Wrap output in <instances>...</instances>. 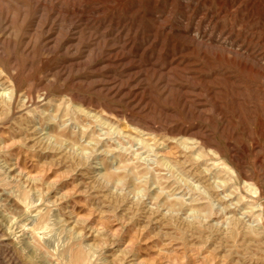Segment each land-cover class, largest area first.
<instances>
[{
    "label": "rangeland",
    "instance_id": "rangeland-1",
    "mask_svg": "<svg viewBox=\"0 0 264 264\" xmlns=\"http://www.w3.org/2000/svg\"><path fill=\"white\" fill-rule=\"evenodd\" d=\"M0 264H264V0H0Z\"/></svg>",
    "mask_w": 264,
    "mask_h": 264
},
{
    "label": "bare ground",
    "instance_id": "bare-ground-1",
    "mask_svg": "<svg viewBox=\"0 0 264 264\" xmlns=\"http://www.w3.org/2000/svg\"><path fill=\"white\" fill-rule=\"evenodd\" d=\"M227 165V164H226ZM234 173V172H233ZM254 188V187H253ZM255 193H256V191H255Z\"/></svg>",
    "mask_w": 264,
    "mask_h": 264
}]
</instances>
